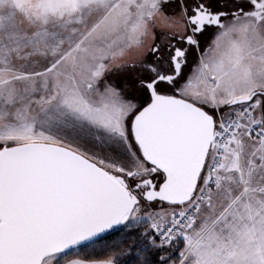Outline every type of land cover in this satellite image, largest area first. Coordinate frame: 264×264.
<instances>
[{
    "label": "snow or ice",
    "instance_id": "1",
    "mask_svg": "<svg viewBox=\"0 0 264 264\" xmlns=\"http://www.w3.org/2000/svg\"><path fill=\"white\" fill-rule=\"evenodd\" d=\"M0 264H264V0H0Z\"/></svg>",
    "mask_w": 264,
    "mask_h": 264
}]
</instances>
